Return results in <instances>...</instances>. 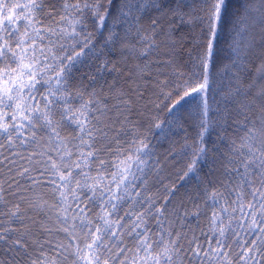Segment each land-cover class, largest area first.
Masks as SVG:
<instances>
[{
	"label": "snow or ice",
	"instance_id": "obj_1",
	"mask_svg": "<svg viewBox=\"0 0 264 264\" xmlns=\"http://www.w3.org/2000/svg\"><path fill=\"white\" fill-rule=\"evenodd\" d=\"M0 264H264V0H0Z\"/></svg>",
	"mask_w": 264,
	"mask_h": 264
},
{
	"label": "trees",
	"instance_id": "obj_2",
	"mask_svg": "<svg viewBox=\"0 0 264 264\" xmlns=\"http://www.w3.org/2000/svg\"><path fill=\"white\" fill-rule=\"evenodd\" d=\"M234 2L237 4H243L244 0H234ZM222 46L225 48V51L227 52V43L226 42L222 43ZM214 138H215V133L212 134V137H210V139H214ZM161 143H162L163 147H161L159 150L163 151V148L167 147V143L164 141H162Z\"/></svg>",
	"mask_w": 264,
	"mask_h": 264
}]
</instances>
